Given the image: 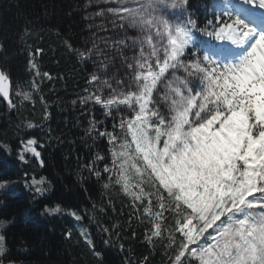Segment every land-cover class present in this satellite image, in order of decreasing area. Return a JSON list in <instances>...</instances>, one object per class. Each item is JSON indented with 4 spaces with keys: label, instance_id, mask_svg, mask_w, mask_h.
Wrapping results in <instances>:
<instances>
[{
    "label": "snow or ice",
    "instance_id": "6c2138e0",
    "mask_svg": "<svg viewBox=\"0 0 264 264\" xmlns=\"http://www.w3.org/2000/svg\"><path fill=\"white\" fill-rule=\"evenodd\" d=\"M116 4L109 9L114 24L128 34L120 43L134 53L139 48L124 60L133 83L107 99L92 93L107 115L115 120L114 112L119 113V119L110 131L94 126L108 152H98L85 167L98 180H115L134 204L140 201L137 209L154 214L153 236L163 235L165 214L173 215L180 239L176 243L169 234L175 245L171 264H264V0H220L203 14L194 0ZM76 54L86 61L93 52ZM29 65L41 75L33 60ZM43 77L51 78L47 72ZM99 80L94 73L89 84ZM6 82L9 76L0 70V96L11 106ZM32 87H38L35 81ZM17 95L30 98L23 90ZM37 143L21 140L20 163H27L30 152L44 165ZM12 151L0 145V152ZM0 169V189H7L3 200L20 183L33 199L50 190L46 178H29L27 171L13 179L6 160ZM145 176L153 189L148 193L141 187ZM62 211L82 219L59 204L44 208L46 214ZM11 222L0 220V228ZM66 235L70 238L71 231ZM104 243L111 244L110 237ZM89 246L94 256H102L94 243ZM6 251V236L0 234V256Z\"/></svg>",
    "mask_w": 264,
    "mask_h": 264
},
{
    "label": "trees",
    "instance_id": "16d2710c",
    "mask_svg": "<svg viewBox=\"0 0 264 264\" xmlns=\"http://www.w3.org/2000/svg\"><path fill=\"white\" fill-rule=\"evenodd\" d=\"M99 1L0 0V69L12 86V108L0 98V145L13 150L11 154L0 152V164L8 161L7 171L13 179L23 178L25 171L29 178H46L50 189L44 197L33 199L20 183L7 200L2 199L7 189H0V220L12 221L0 228L6 236L7 251L0 256L4 264H145V260L147 264H171L175 245L169 242V234L179 243L171 213L165 214L168 223L162 224L163 235L153 236L154 214L137 209L140 201L134 204L115 180L107 176L98 180L85 167L98 152H108L106 141L93 134L94 126L110 131L119 119V113L114 112V120L90 98L93 92L107 98L104 91L108 87L101 79L108 66L96 67L92 57L82 61L76 54V50L93 52L96 48L91 18ZM194 2L203 14L205 7L211 12L220 0ZM45 72L50 79L41 78ZM94 73L100 80L89 84ZM33 81L38 87H32ZM20 90L29 92L30 98L17 95ZM28 123L34 127H27ZM29 138L38 141L35 147L43 166L30 152L27 163L17 159L21 140ZM141 187L144 193L153 191L147 176ZM57 204L76 210L82 219L76 221L63 211L44 213L45 206ZM105 229L113 230L111 235ZM109 237L112 243L106 245ZM89 241L102 256L93 255Z\"/></svg>",
    "mask_w": 264,
    "mask_h": 264
},
{
    "label": "rangeland",
    "instance_id": "374dc122",
    "mask_svg": "<svg viewBox=\"0 0 264 264\" xmlns=\"http://www.w3.org/2000/svg\"><path fill=\"white\" fill-rule=\"evenodd\" d=\"M96 5L98 6L97 10L93 13L94 15L92 14L93 17L91 18V29L93 30L96 46L93 50L92 62L96 67L102 64L106 68L108 66L103 73L101 82L104 87H108L104 92L109 98L114 94L113 90L116 92L121 91L126 89L128 84L133 83L126 72L124 60L125 57L131 60L133 55L138 53L139 48L137 46L134 53L131 47H125V45L120 43L128 34L115 26V14L109 11L110 8L117 7L116 0H100ZM164 11L169 15V18H173L166 9ZM121 80L126 81L127 84L118 85ZM125 114H127V110H125ZM135 182L136 180H133V183Z\"/></svg>",
    "mask_w": 264,
    "mask_h": 264
},
{
    "label": "water",
    "instance_id": "95a60500",
    "mask_svg": "<svg viewBox=\"0 0 264 264\" xmlns=\"http://www.w3.org/2000/svg\"><path fill=\"white\" fill-rule=\"evenodd\" d=\"M5 88L9 90L10 98H11V84H10V82H6V84H5ZM0 97L2 98V96H0ZM2 99H3L6 103L9 104L8 100H6V99H4V98H2ZM9 105H10V104H9ZM10 107H12V105H11Z\"/></svg>",
    "mask_w": 264,
    "mask_h": 264
}]
</instances>
